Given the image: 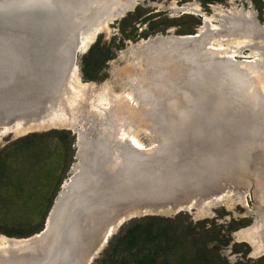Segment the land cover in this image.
Here are the masks:
<instances>
[{"label": "rangeland", "instance_id": "obj_1", "mask_svg": "<svg viewBox=\"0 0 264 264\" xmlns=\"http://www.w3.org/2000/svg\"><path fill=\"white\" fill-rule=\"evenodd\" d=\"M91 1L62 5L75 22L97 14L61 96L0 125V254L44 235L80 185L96 193L89 206L106 205L98 181L136 160L130 171L149 169L140 178L165 187L174 171L200 191L158 209L160 195L187 198L154 192L152 211L109 227L89 264H264V0ZM106 5L117 13L99 26ZM186 37L195 42L181 48ZM205 48L218 53L215 77Z\"/></svg>", "mask_w": 264, "mask_h": 264}, {"label": "water", "instance_id": "obj_2", "mask_svg": "<svg viewBox=\"0 0 264 264\" xmlns=\"http://www.w3.org/2000/svg\"><path fill=\"white\" fill-rule=\"evenodd\" d=\"M60 2H62V0H24L22 4L16 8L9 6H3L2 8L1 5L8 2H6V0H0V125L5 124L10 118L18 119L23 115H29L30 117L37 114L46 97L53 94L55 90V92H58L56 96L60 95L59 90L64 89L63 86L65 87V83L71 75L77 60V55L80 52V43L86 36L85 32L87 31L88 33V26L91 20L88 18V20L84 22H75L73 19L77 17L76 15L73 18L66 12H60L62 11ZM80 8L83 9L81 6ZM82 28L84 29L81 31ZM62 37L63 40L61 41L60 39H62ZM66 38H68V42H66ZM183 40L185 39H180V41H178V45L181 48H185L193 41V39L187 41ZM60 42H64V44L62 45ZM46 49L49 50L48 55H46L47 57H45V52H47ZM58 53L59 56L55 58ZM64 54L68 55V58L65 59L63 57ZM207 62L209 67V61L206 60V63ZM201 64H203V62H201ZM212 67L215 68V65ZM209 69L208 75L215 77L213 69ZM204 74H207V72H204ZM27 119L29 120L31 118ZM183 119L186 120V118ZM223 137L224 136H222V138ZM203 139L205 140H201L202 144L208 141L207 138ZM223 139L224 142L227 143L228 139ZM216 143L217 141H211L206 144L212 146L216 145ZM164 161L165 160L158 162V165H165L162 163ZM152 164H156V162H152L148 165L151 166ZM146 169L141 171H146ZM140 176L139 179L145 178H140ZM150 181L153 182L151 177ZM135 184L134 193L137 194L134 195H138V197L145 196V198L151 199L150 195L154 194V189L152 190L155 186L154 184V186H152V184L148 185L146 189L139 183V180L135 182ZM179 185L184 186L185 184L177 182V184L173 185L174 189L177 190ZM133 186V180H129L127 184H122L121 182V184H117L115 187L110 188L108 193L112 197L109 202L106 203L108 205L113 204L115 208L122 207L121 204L129 199L125 192L132 190ZM174 192L175 191H173V194ZM70 196L71 195H69L68 198H70ZM68 198L66 200H68ZM66 200L64 202H66ZM78 200H80V196L74 195L73 200L67 203L72 208H77L81 203V200L80 202H78ZM189 200L190 198L177 202H174V200L170 202L169 199L165 201H169L167 205L178 206V202H180L181 205H185L188 204ZM96 206L100 205L97 204ZM164 206V204L162 205L159 203V206L155 208H163ZM85 208L87 209L88 207L84 205L75 211L74 220L71 219L74 213L71 214L68 212L69 217L67 222L73 225L76 223L78 224L79 222L75 221L77 218L76 213H80V211ZM152 209L153 207H148V209L144 210L137 209L131 211L126 217L129 218L138 214L148 213L152 211ZM63 211L62 208L60 212L58 211L55 215L54 222L52 223L53 225L50 228L51 230L55 226L56 228L59 226L57 221L62 222L63 218L66 219ZM122 219H117L118 221L116 224ZM71 220L73 222H71ZM60 225L62 228L59 230L56 229L59 232L56 240L53 242V240L50 239V245L49 241L47 242L50 251H47L48 253H46L47 255L45 258L40 260V264H74L81 253L85 255L86 251L82 243L79 245L77 241H73V245L69 244L71 247L67 244L69 240L64 238L65 233H68L66 231V225ZM50 229L46 230L44 234L50 231ZM13 253L11 254L13 255ZM15 253L18 255L15 256L17 259H22L19 258L21 256H19L20 253H18V250L15 251ZM38 253L40 254V252ZM87 253L89 255L90 251H87ZM87 253L86 256H88ZM11 254L8 253L5 254V256L10 257ZM25 254L30 255V253ZM37 256L39 255L37 254L34 257L36 258ZM0 258H3L2 253L0 254ZM12 258L7 259H10V264H15L16 262H14Z\"/></svg>", "mask_w": 264, "mask_h": 264}, {"label": "bare ground", "instance_id": "obj_3", "mask_svg": "<svg viewBox=\"0 0 264 264\" xmlns=\"http://www.w3.org/2000/svg\"><path fill=\"white\" fill-rule=\"evenodd\" d=\"M67 3H69L68 5L69 6H66V4ZM80 3V4H79ZM92 3V1L91 0H87V2L86 1H84V2H82V0H62V2H60V5H61V7H62V5H64V8H66V9H73V8H75V7H85L86 6V11H87V9L91 6L90 4ZM98 3V2H97ZM87 4H88V6H87ZM105 4H107V3H105ZM132 4V3H131ZM11 5V4H10ZM19 5H21V4H19ZM19 5H17V4H14V3H12V5L11 6H9V4H8V6L9 7H18ZM109 5V4H108ZM127 5V4H126ZM3 6H7L6 4H2L1 5V7L3 8ZM93 6H94V4H93ZM107 6V5H106ZM0 7V8H1ZM104 7V6H103ZM100 8L99 9V11H100V14H101V17L99 18V19H95L93 22H95L96 24H98L99 26H103L104 25V22H102L103 21V18L104 17H102V15H106L107 16V19H110V18H114L115 16H116V14H114V13H117L116 11H114V10H116V9H118V8H115V9H113V7H106V8ZM93 8V7H92ZM110 8H112L113 10H111ZM94 9V8H93ZM120 10V9H119ZM62 11L63 12H66V13H70V12H68V11H65L63 8H62ZM89 12V11H88ZM91 12H94V10H92L91 9ZM121 13V12H120ZM97 14V12H95V14H94V16ZM114 14V15H113ZM90 16V18H91V14L89 15ZM93 16V18L92 19H94V18H96V17H94ZM69 18V17H68ZM91 19V20H92ZM97 25V26H98ZM91 27L89 26L88 27V33L89 32H91V30H93V29H90ZM83 29V28H82ZM81 29V30H82ZM86 34H88L87 33V31L85 32ZM87 36V35H86ZM85 36V37H86ZM188 37H186V38H184L185 40H183V41H187V40H190V38L189 39H187ZM163 41V40H162ZM168 41V40H167ZM183 41H181V42H183ZM169 42V41H168ZM193 42H195L194 40H193ZM174 43V42H173ZM81 44V43H80ZM172 44V43H171ZM198 51V50H197ZM197 53V52H196ZM199 54H204V56L207 58V60L209 61V68H211V69H214L212 66H214L213 64H216L215 63V60H214V55H217L218 56V53H216L215 51L214 52H212V51H210V50H206V48H205V50H203L202 52H200ZM195 56V55H194ZM201 56V55H200ZM216 57V56H215ZM201 59H202V56H201ZM200 59V60H201ZM206 64V63H205ZM218 64V63H217ZM229 64V63H228ZM206 66V65H205ZM245 66H248V65H246V63H245ZM203 67V66H202ZM207 67V66H206ZM208 68V69H209ZM218 68V67H217ZM201 72H202V70H201ZM206 72V71H205ZM203 74V73H202ZM233 78V77H232ZM206 79H207V77H206ZM212 79V78H211ZM219 79V78H218ZM214 82V81H213ZM209 83V82H208ZM240 84V83H239ZM206 88V87H205ZM64 89H61V90H59L60 91V94H61V92L63 91ZM245 91H243V94L245 95ZM59 96H61V95H59ZM59 96H55V99L57 98V97H59ZM201 96H203V94L201 95ZM243 98H244V96H243ZM195 103V102H194ZM178 104V103H177ZM178 107V106H177ZM177 112V111H176ZM181 113V112H180ZM37 114H39V112L37 113ZM182 114V113H181ZM184 114V113H183ZM186 115H189L188 113H186ZM21 117V116H20ZM20 117L18 118V119H20ZM181 117V116H180ZM190 117V116H189ZM188 118V117H187ZM193 118H194V116H193ZM254 118H257V117H254ZM176 120V119H175ZM188 121V120H187ZM184 122V121H183ZM189 122V121H188ZM178 132V131H177ZM147 159H148V157H147ZM146 158H144V160H147ZM136 160H135V162L133 163L132 162V164H130V165H128V166H125V167H123V168H121V166L119 165L118 167H114L113 168V170L114 171H116V170H119V169H123L124 171H127V172H125V173H120V171L119 172H115V175H113L112 176V180L110 181V180H108V181H105V179H103V178H100V180L98 181L100 184H101V187H103V186H107V187H109V188H113V187H115L117 184H121V182H122V184H124V183H128V181L129 180H133V184H134V186H133V188H132V190H128V191H126L125 192V194H126V196H127V198H129L127 201H125V202H123V204H121L122 205V207L120 206V207H114L113 206V204H110V205H108V204H106V205H104V206H89L88 205V203H90L91 205H92V203H91V200L90 199H92V196H91V193L94 195V194H96V193H94V191L93 192H90V191H92L91 189H84L86 192L83 194V193H81L80 191H82V189H83V186L82 185H80L77 189H79V191H77L76 190V192H74V194H75V196H78V195H80V200H81V203L79 204V206L77 207V208H72L71 206H69L68 205V203L67 202H64L66 199H65V197H62V198H60V200L57 202V204H56V206L54 205V207H53V209H52V216H51V218H50V223H49V226L47 227L48 229H50L51 227H52V223L54 222V219H55V215L58 213V211L60 212V210L63 208V212H64V215H65V218L66 219H64L63 218V221L62 222H60V221H57V223H58V227L56 228V226L51 230L50 229V231H48L46 234H44V236H43V234L40 236H37V238H35V239H32V240H29V241H24V242H21V243H16V244H13L14 246H17V250H18V253H20V255L19 256H21V257H19V258H22V259H17V257H15V255H11L10 257H8V256H5V254H8V252L7 251H2L3 253H2V256H3V258H0V264H10L9 263V261H10V259L12 258V260L14 261V262H16L15 264H40V260H42L43 258H45V256L47 255L46 253H48L47 251H50L49 250V248H48V246L50 245V239L51 240H53V242L56 240V238L58 237V231L57 230H59V229H61L62 228V226L60 225V224H65L66 226V231L68 232V233H65V235H64V238L66 239V240H69L68 242H67V244L69 245H71L72 244V242L74 241H77V244H83L84 245V249H85V251H86V253H87V251L89 252L90 251V253H89V255H88V253H87V255L88 256H86V253H85V255L83 254V253H81L80 254V256H79V258H78V260L76 261V262H74V264H89V261H91V259L93 258V255H94V253L93 252H96L97 250H96V246H98V247H100L101 246V244L103 243V241L105 240V238H106V236H107V234H108V228L109 227H113V226H115L116 225V222L119 220V219H122V220H124V219H127L128 217H126L131 211H134V210H137V209H140V210H144V209H148V207L150 208V207H153L154 208V205L156 204V203H154V201L152 200V199H147V198H145V196H139L138 197V195H134V194H137V193H134V188H135V186H136V184H135V182H137L138 180H139V183H141V185L143 186V188L144 189H146L147 187H148V185H150V184H152V186H153V184L154 185H156V186H158V187H155L154 186V192H157V193H160V194H163L162 192V190L163 189H166V193H168L167 195L168 196H170V195H172V191H175L174 192V194L175 193H178L179 194V192H181L182 193V195H181V197L183 196V198H190V200L191 199H193V197L191 196V195H193V194H196V193H198V192H196L197 190L198 191H200V188H197V189H195V188H193V189H191V186H188V185H186V186H178L179 188L177 189V190H175L174 189V187H173V182L175 183V184H177V182L179 181L178 179H180V177H182V176H178V174H177V172H170V173H168V174H170L169 176H171L170 177V181H169V183H168V185H165V187L164 186H162V182L161 181H158V180H153V182L152 181H150V179L149 178H146V176H145V178L144 179H139V176L140 175H142L141 173V171L140 170H136V171H130L131 170V168L129 169V167H132V165H135L136 164ZM213 164V163H212ZM195 166V165H194ZM190 169V168H189ZM194 169H197L196 167L194 168ZM151 170V169H150ZM148 171H149V169L147 168L146 169V173H148ZM124 176V177H123ZM214 176V180H218V178L215 176V174L213 175ZM121 179H123V180H121ZM98 180V179H97ZM92 182V183H91ZM90 183H88V184H90L92 187L93 186H95L96 184H93V181H91ZM94 182H95V180H94ZM221 182V181H220ZM98 183V184H99ZM107 183V184H106ZM108 184H109V186H108ZM132 184V183H131ZM215 184H212V186H214ZM97 186V185H96ZM152 186H151V188H152ZM162 187V188H161ZM164 187V188H163ZM108 188V189H109ZM90 192V193H89ZM72 197H74V195H73V193H71L70 194ZM87 195H89V196H87ZM165 195H160V199H157V201L158 202H160V204H164L166 207L167 206H169V205H167V203H169V201H164L163 200V197H164ZM173 196V195H172ZM196 196V195H195ZM90 198V199H89ZM88 199V200H87ZM80 200H78V202H80ZM93 200V199H92ZM88 201V202H87ZM90 201V202H89ZM62 202V203H61ZM171 202V201H170ZM157 204H159V203H157ZM85 205V207L86 206H88V211H87V213H83V210H81L80 211V213H76V216L78 217V220H80L79 221V223L77 224H75V225H73V224H70V223H68L67 221H68V217H69V213H74L73 214V217L71 218V219H75V211L77 210V209H79L80 207H82V206H84ZM164 206V207H165ZM157 207V206H156ZM118 208V209H117ZM111 210V211H110ZM69 212V213H68ZM119 214V216H118V214ZM118 216V217H117ZM130 216V215H129ZM82 219H83V221H82ZM118 219V220H117ZM71 222H73L72 220H71ZM47 229V230H48ZM57 229V230H56ZM45 233V232H44ZM76 238H77V240H76ZM49 241V245H48V242ZM65 241V240H64ZM105 242V241H104ZM74 244V243H73ZM72 244V245H73ZM1 246H3L2 244H0ZM10 244H8L7 246L8 247H11V245L9 246ZM69 245V246H70ZM6 246V245H5ZM71 247V246H70ZM3 249H4V247H3ZM96 250V251H95ZM6 252V253H5ZM38 252H40V254L38 253ZM69 252H70V248H69ZM25 253H30V255L29 254H25ZM67 253H68V251H67ZM39 255V256H37L36 258L34 257L35 255ZM7 258H10V259H7ZM2 260V261H1Z\"/></svg>", "mask_w": 264, "mask_h": 264}]
</instances>
